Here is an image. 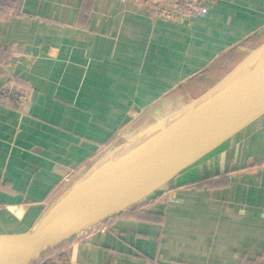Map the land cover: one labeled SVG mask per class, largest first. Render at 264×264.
Returning <instances> with one entry per match:
<instances>
[{"label":"crops","instance_id":"1","mask_svg":"<svg viewBox=\"0 0 264 264\" xmlns=\"http://www.w3.org/2000/svg\"><path fill=\"white\" fill-rule=\"evenodd\" d=\"M13 2L0 90L24 98L0 101V235L34 229L117 134L164 101L200 97L264 43V0H218L192 23L122 0ZM32 264H264V114Z\"/></svg>","mask_w":264,"mask_h":264},{"label":"water","instance_id":"2","mask_svg":"<svg viewBox=\"0 0 264 264\" xmlns=\"http://www.w3.org/2000/svg\"><path fill=\"white\" fill-rule=\"evenodd\" d=\"M263 114L264 43L200 97L112 150L34 229L0 235V264H32L137 205Z\"/></svg>","mask_w":264,"mask_h":264},{"label":"built area","instance_id":"3","mask_svg":"<svg viewBox=\"0 0 264 264\" xmlns=\"http://www.w3.org/2000/svg\"><path fill=\"white\" fill-rule=\"evenodd\" d=\"M130 2L154 18L180 23H192L208 16L210 7L218 0H122ZM19 13L13 0H0V17ZM23 94H13L8 88L0 90V101L17 106L23 104ZM95 227V226H94ZM93 228V227H92ZM105 226L101 229L105 230Z\"/></svg>","mask_w":264,"mask_h":264},{"label":"rangeland","instance_id":"4","mask_svg":"<svg viewBox=\"0 0 264 264\" xmlns=\"http://www.w3.org/2000/svg\"><path fill=\"white\" fill-rule=\"evenodd\" d=\"M177 103H179V102L175 103V101H164L163 103L159 104L152 111L147 112L146 114L142 115L140 117V119H138L137 121H135L132 124V126L129 130H127V131L125 130L123 133H119L116 135V138L118 140L117 143H115L112 147H109L108 149H106L104 151V153H102L101 157L105 154H106V156H108L109 154H107V153L109 151H112V149L114 150L116 147L124 144L126 141H128L132 137L136 136L138 133L149 128L150 126L155 125L159 121H162L168 115L178 111L180 108H182V107H179L182 104L178 105ZM76 182L77 181H75V184H77L79 181L77 183ZM75 184H73L72 187Z\"/></svg>","mask_w":264,"mask_h":264}]
</instances>
